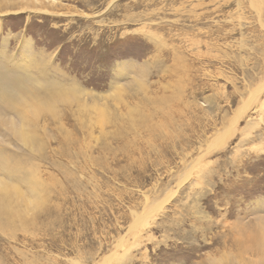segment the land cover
Wrapping results in <instances>:
<instances>
[{
  "label": "rangeland",
  "instance_id": "obj_1",
  "mask_svg": "<svg viewBox=\"0 0 264 264\" xmlns=\"http://www.w3.org/2000/svg\"><path fill=\"white\" fill-rule=\"evenodd\" d=\"M3 10L0 65L66 99L31 122L41 150L3 136L41 200L0 207V264H264V0Z\"/></svg>",
  "mask_w": 264,
  "mask_h": 264
},
{
  "label": "bare ground",
  "instance_id": "obj_2",
  "mask_svg": "<svg viewBox=\"0 0 264 264\" xmlns=\"http://www.w3.org/2000/svg\"><path fill=\"white\" fill-rule=\"evenodd\" d=\"M5 12L6 10L0 11V14L5 13ZM260 90L261 89H257L251 92L252 97H255V95ZM73 91L75 93H79L78 89H74ZM64 94L65 93L62 91V85H58L52 82H48L44 84L43 82L38 81V79H35L33 75H30L28 73L26 74V72L22 74L21 73L17 74V72H10L0 65V168L3 173L2 174L0 172V174H2L0 175V207H5V209L6 208L10 209L11 207L9 206V203L12 200V198L18 199L17 201L23 202L27 206L30 203H38L39 200H41L39 191L37 189L36 190L30 189L31 191L30 194L33 196L31 197L32 202L30 203L26 202L25 200L26 198L18 190L16 185L12 183L13 178L14 177L18 178L20 175L12 171L14 166L16 167L19 166L18 164L15 163L17 160H19V155L13 154L15 152H13L9 148V145H8L9 142L5 141L3 136H7L8 139L12 138L14 141H16L17 146L19 145L22 148L25 147L28 151L29 150H37V151L41 150V147H43V142L36 141V138H38L39 136L38 135H37L38 137L34 136L36 132H34V135H33L29 133L28 131L31 130L30 128L32 127L31 124L35 123L38 120L37 115L40 114L39 111L40 112H43V111L52 112L53 108H51L50 106L51 101H53L52 99L55 96H57L61 98L62 101H64L66 99V98L64 99L63 97ZM252 97H250V99H252ZM43 105H45V109ZM244 109L245 108H243V111ZM242 114H244V112ZM103 116L104 115H102V117ZM106 118L108 119V115L107 117L105 115V119ZM99 120H100L99 122L102 121L101 118ZM236 121L237 120L234 119L232 125H234ZM34 125L36 127V124ZM228 131H229V128L226 129L224 134L218 135L217 141L218 142L222 141L224 139L225 134L228 133ZM20 202L18 204H20ZM19 207H20L19 209L20 211L22 205L20 204ZM19 211L17 210V212ZM151 212L153 211H150L149 213ZM144 217H145V214L136 215V218L134 219L135 221L134 220H133L134 222L132 221L133 225H137V224L139 225V223H142V221L144 220Z\"/></svg>",
  "mask_w": 264,
  "mask_h": 264
}]
</instances>
